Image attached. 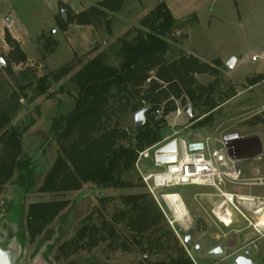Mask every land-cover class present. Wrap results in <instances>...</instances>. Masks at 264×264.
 Here are the masks:
<instances>
[{"label":"rangeland","instance_id":"rangeland-1","mask_svg":"<svg viewBox=\"0 0 264 264\" xmlns=\"http://www.w3.org/2000/svg\"><path fill=\"white\" fill-rule=\"evenodd\" d=\"M60 1L79 10L83 6L94 5L99 0H0V60L5 61L4 65H0V111L14 106V102L8 103L13 91H18L20 95L22 93L13 76L5 70L8 65L16 77L22 70L34 71L40 77L47 71L74 61L75 68L70 73L72 75L98 53L104 54L108 63L117 65L123 58L122 39L133 40L138 35L137 28L140 27L142 17L162 0H127L121 12L108 16L110 27L103 20L100 24L90 26L73 23L66 31L58 28L57 16H62L63 11L66 15L65 10L60 7ZM163 1L177 20L175 29L167 37L171 46L166 59L170 61L181 55L191 54L203 62L219 63L216 65L217 74H198L197 79L204 85L213 83L216 97L220 92L233 97L219 106L212 121L205 124H200V121L206 115L192 107L188 99L175 100L176 110L167 115L163 111L157 114L162 119V139L139 156L135 169L128 176L133 187L100 189L93 184H86L80 191L66 195L38 192L58 151L56 141L46 142L51 119L72 105L71 96L66 91L58 90L59 84L64 80L51 87L50 91L54 94L52 98L42 96L32 103L21 98L22 107L14 115L12 124L30 123L23 136V148L25 155L32 160L36 183L31 192H26L25 187L19 185L18 175L15 174L0 194V229L3 223L7 230L15 234L13 240L4 238L0 241V249L14 255V264H140L169 260L168 253L173 250H152L147 253L136 246L133 241L134 232L126 226L125 220L118 224L114 222L115 214L127 207L122 196L140 191L152 195L169 228L176 233L195 264H233L240 255H248L255 263L264 264V229L258 234L254 232V241L247 236L255 231L257 215L264 214L262 201L242 204L236 202L237 208L232 207V211L239 215L241 221L233 223L234 220L229 222L215 216L211 198H222V192L231 193L228 191L231 190L229 185L236 183L224 180L215 186L167 187L158 185L154 178H150L167 171V164L158 163V157H161L158 156L159 153L164 152L168 146L165 144L174 138H182L187 142L208 140L217 149L228 141L234 145L237 158L235 164L242 171L239 179L242 182L236 185L254 184L245 177L239 164L236 139L248 135L253 123L260 122L264 125V112H258L264 108V83L249 90L250 86L264 80V0ZM10 21L11 29L6 26ZM7 31L27 55L24 62L19 60L18 52L8 42ZM14 34L22 41L16 39ZM49 37L55 38L58 43L56 50L44 59V39ZM254 56L258 58L255 61L252 59ZM232 57L236 58L237 65L228 67L227 62ZM70 89L74 91L72 87ZM25 92L27 93V89ZM28 93L31 95L32 91L29 90ZM189 107L193 110L192 118H188L186 114ZM123 124L131 128L134 125V114L127 117ZM172 193L180 196L187 210L181 217L177 216L166 199ZM63 197L74 203L64 211L67 213L65 219L61 221L57 218L42 235L30 242L25 228L29 205L36 201ZM103 220L107 222V229L113 225L118 231L115 241H110L109 232L101 230ZM84 224H95L99 229L98 237L104 235L106 240L78 250L68 260L62 257L57 261L55 257L60 245L76 237ZM186 236L191 237L190 245L184 243ZM147 239L148 236L143 238L142 247L151 244ZM88 241L87 239L86 243ZM125 241L130 243L131 248L126 249L122 245ZM196 245H200L199 251L194 249ZM217 245L224 247L223 256H203V253Z\"/></svg>","mask_w":264,"mask_h":264},{"label":"trees","instance_id":"trees-1","mask_svg":"<svg viewBox=\"0 0 264 264\" xmlns=\"http://www.w3.org/2000/svg\"><path fill=\"white\" fill-rule=\"evenodd\" d=\"M126 2L99 0L75 13L60 1L66 19L57 16L58 28L66 31L73 23L90 26L100 24L103 20L110 27L108 16L121 12ZM176 24L177 20L162 0L142 17L137 28L138 35L133 40L122 39L123 58L117 65L108 63L104 54L98 53L72 75L74 61L47 71L40 77L34 71L22 70L19 78L8 65L5 70L13 76L22 93L20 95L18 91H13L8 103L14 102V106L0 111V194L15 174L18 175L19 185L25 187L26 192H31L36 183L32 160L25 155L23 148V136L30 123L12 124L14 115L22 107L21 98H25L27 103L42 96L52 98L54 94L50 91L51 87L62 80L64 82L59 84L58 90L66 91L71 96L72 105L51 119L46 142L56 141L58 151L38 188L40 193L66 195L80 191L86 184H93L100 189L133 187L128 176L135 169L139 152L162 139V119L157 115V110L162 109L164 115L175 111L177 99H188L192 107L206 115L200 124L211 122L219 106L233 96L220 92L216 97L213 83L204 85L197 79L198 74H217L216 65L219 63L203 62L191 54L170 61L166 59L171 46L167 37ZM6 38L18 52L19 60L24 62L27 55L9 31ZM44 40L45 59L56 50L58 41L53 37ZM70 87L74 89L73 92ZM29 90L32 91L31 95ZM143 108H147L148 117L144 126L133 125L128 128L123 124L127 117ZM122 200L127 207L115 214L114 222L118 224L125 220L126 226L134 232L133 241L137 247L147 253L152 250H173L168 253L169 260L140 264H195L176 233L169 228L163 212L150 193L135 192L122 196ZM72 203L67 197L32 202L25 216L29 241L34 242L57 218L63 221L67 214L64 211L73 206ZM106 225V220H103L101 230L109 232L110 241H115L118 231L113 225L109 229ZM1 226L0 236L13 240L15 234L7 230L3 223ZM98 233L95 224H84L76 237L60 245L55 258L57 261L62 257L68 260L78 250L105 241L106 237L103 235L99 238ZM145 236L151 243L148 247H142ZM122 245L126 249L131 248L127 241ZM10 256L14 257L12 253Z\"/></svg>","mask_w":264,"mask_h":264},{"label":"built area","instance_id":"built-area-1","mask_svg":"<svg viewBox=\"0 0 264 264\" xmlns=\"http://www.w3.org/2000/svg\"><path fill=\"white\" fill-rule=\"evenodd\" d=\"M252 59L255 61L258 58L257 56H254ZM161 111L162 109L157 110V114H159ZM172 143L175 144L176 150L174 152L168 153H171V156H175L176 160L167 163L158 162L159 164H167V171L163 172V174L150 176V178H154L158 185L162 183L158 178H168L167 181H163L162 185H160L167 187H174L178 185L215 186L217 183L221 184L224 182V180L230 181L232 183L242 182L239 180L242 171L235 164L237 158L235 155L234 145L229 144L228 141H225L223 143V147L218 149L213 146V143L210 145L208 140L205 142H187L182 138H174L165 145L169 146ZM191 143H203V148L200 150H191L189 147ZM153 146L139 152V156L144 155L146 151L151 149ZM166 153L167 152H161L158 156L167 157L164 156ZM189 173H192V175H189ZM221 194L222 200L213 210L215 216L220 220L221 217L219 212L227 211V204L237 208L236 202L238 204H242L244 202L255 201V198L252 196L227 192H222Z\"/></svg>","mask_w":264,"mask_h":264},{"label":"crops","instance_id":"crops-1","mask_svg":"<svg viewBox=\"0 0 264 264\" xmlns=\"http://www.w3.org/2000/svg\"><path fill=\"white\" fill-rule=\"evenodd\" d=\"M64 4H67L73 12L78 13L84 9H87L90 6L80 8L79 10H75L73 6L69 5L65 1H61ZM92 6V5H91ZM6 26L11 29L12 21L6 23ZM13 34V33H12ZM19 41L21 38L16 34L13 35ZM237 65V62H236ZM264 83V80L250 86L249 90H252L254 87L259 86ZM258 112H264V108L259 110ZM251 129L248 135H242L240 138L237 137V152L239 157V164L242 166L243 172L246 174L245 177L254 182L251 186H241V185H229L231 188L230 191L233 194L240 195H251L255 198V201H262L264 203V125L260 122H255L252 124ZM214 196V195H213ZM222 198L219 196H215V199L211 198V202L213 204V209L221 202ZM227 208L231 210L234 214V222L240 223V217L236 213L232 211V206L227 204ZM262 217V214H258L256 219L258 221ZM226 220V219H225ZM231 222L232 220H227ZM257 221V223H258ZM256 223V224H257ZM255 224V231L248 233L247 236L250 238L249 240L254 241L253 237L254 232L260 233V230L264 228L258 229ZM257 233V234H258Z\"/></svg>","mask_w":264,"mask_h":264},{"label":"water","instance_id":"water-1","mask_svg":"<svg viewBox=\"0 0 264 264\" xmlns=\"http://www.w3.org/2000/svg\"><path fill=\"white\" fill-rule=\"evenodd\" d=\"M62 16L64 17V19H66V15H65L64 11L62 12ZM236 62H237L236 58L232 57L227 62V66L233 67L236 64ZM4 64H5L4 59H1L0 65H4ZM146 113H147V108H143L134 114V126L135 127H141V126H144L146 124V122H147ZM186 114H187L188 118L193 117V110L191 107L188 108ZM189 147L191 150H200L203 148V143H191ZM175 150H176V146L174 143H172L166 147L164 152H174ZM175 160H176V157L172 155V156H167V157H160L158 159V162L159 163H167V162H172ZM3 239L4 238L0 236V241H2ZM184 243L186 245H190L191 244V237L186 236ZM200 248H201L200 245H196L194 247V249L196 251H199ZM224 254H225L224 247L222 245H217V246L213 247L212 249L203 253V256L206 258H219V257L223 256ZM0 264H14L13 258L7 252H5L1 249H0ZM233 264H257V263H255L251 258H249L248 255H240L236 258V260L234 261Z\"/></svg>","mask_w":264,"mask_h":264},{"label":"bare ground","instance_id":"bare-ground-1","mask_svg":"<svg viewBox=\"0 0 264 264\" xmlns=\"http://www.w3.org/2000/svg\"><path fill=\"white\" fill-rule=\"evenodd\" d=\"M164 156H171V153H166ZM189 175H192V173H189ZM159 181L163 183V181H167L168 178H158ZM161 183V184H162ZM166 184V183H165ZM166 199L170 206L174 209L175 213L177 214L178 217H181V215L186 214L187 210L184 206L183 201L181 200L180 196L176 193L168 194L166 196ZM173 211V210H172ZM221 220H235L233 213L231 212L230 209H227L225 212H219ZM182 220V219H181ZM183 221V220H182ZM257 226L259 227H264V214H262V217L257 223Z\"/></svg>","mask_w":264,"mask_h":264}]
</instances>
